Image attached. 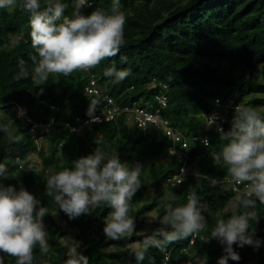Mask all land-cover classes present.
<instances>
[{"label":"trees","instance_id":"1","mask_svg":"<svg viewBox=\"0 0 264 264\" xmlns=\"http://www.w3.org/2000/svg\"><path fill=\"white\" fill-rule=\"evenodd\" d=\"M91 8L81 9L84 15L94 10L111 11L113 0H90ZM41 10L47 0H39ZM67 4L64 15L72 17L75 0H60ZM120 10L125 13L124 44L119 54L105 58L90 72L75 70L65 76L50 74L47 81L36 84L32 80L35 64L31 56L30 14L23 8V0H16L11 8H0V126H7L13 136H23L17 143L0 131V164L6 173L0 184L22 185L41 201L48 211L44 224L47 241L63 249L64 257L42 254L39 246L33 249V259L46 264H66L70 258L60 239L65 235L54 213H59L78 231L81 247L78 253L88 258V264H217L224 254L218 240L211 234L219 219L227 220L237 214L254 213L249 219V233L262 243L258 249L233 245L241 257L238 264H264V204L256 201L254 207H237L234 193L225 184L227 168L222 160H214L227 143L222 133L209 126L205 120L214 112L227 119L230 128L234 108L238 104L252 107L264 117V0H120ZM15 40V43H13ZM24 61L28 78L18 79V61ZM259 72L258 75L255 72ZM127 75L118 79L116 73ZM92 76L102 93H108L119 104L127 105L144 101L157 106V97L168 98L164 115L174 131L185 137H198L184 149L186 157L178 158L170 148L172 140L162 132L150 131L148 136L126 124L120 117L112 123H95L75 133L66 123L77 126L95 114V105L85 88ZM166 84L150 90L152 84ZM133 88V90H131ZM220 106H216V102ZM233 103V104H231ZM60 107V111L51 107ZM25 118L36 124H48L51 118L62 124H52L45 145L38 149L35 140L40 133H32ZM208 125V126H207ZM207 138L209 145L201 142ZM99 148L106 156L118 155L130 168L140 165V187L129 201V215L135 216V230L117 240L108 239L103 233L104 219L112 209L101 204L91 217L85 214L69 219L53 199L46 195V181L53 173L71 169L72 162ZM40 159V167L31 165V156ZM19 159L22 163L17 164ZM189 168L182 185H172L170 180L184 166ZM148 175L151 186H148ZM216 181L217 183H214ZM169 183L167 187L164 185ZM195 194L202 214L207 215L204 239L197 238L190 246L192 234L174 242H165L163 248L149 247L143 261L136 253L143 248L129 251L108 252L109 247H126L142 243L145 235L159 228L166 215V206L173 208L187 203ZM150 197V198H149ZM149 199L148 202H144ZM155 211V224L148 233H140L145 226L143 218ZM189 249V253L184 252ZM2 264H16V257L0 252ZM228 264L237 262L228 261Z\"/></svg>","mask_w":264,"mask_h":264},{"label":"clouds","instance_id":"2","mask_svg":"<svg viewBox=\"0 0 264 264\" xmlns=\"http://www.w3.org/2000/svg\"><path fill=\"white\" fill-rule=\"evenodd\" d=\"M15 5L16 0H0V8H11ZM67 7L68 5L61 3L60 0H47L46 7L41 10L39 0H23V8L30 14L31 47L36 53L31 56V60L36 65L31 78L36 84L47 81L50 74L61 73L67 76L75 70L90 72L91 67L98 65L105 58L118 55L125 42L126 16L120 10V0H113L110 13L94 10L84 15L81 9L91 8L92 2L75 0L74 11L70 18L64 15ZM18 65L20 71L17 78H28V70L24 67L22 59L18 61ZM116 75L118 79H122L127 73L118 72ZM92 80L96 82L95 89L99 90L94 76ZM157 86L168 90V85L163 83H154L148 88L152 90ZM103 95L109 94L103 93ZM160 97L167 99L168 104L162 109L161 115L170 122L164 115L169 101L165 95H161L157 97V106L152 107L142 100L127 105L119 104L117 99L111 97L122 112L108 122L91 124L112 123L115 119L123 117L128 126L139 129L145 137L150 131L162 132L166 135L164 130L154 125L139 126L135 120L137 108L152 115L155 114L159 108ZM216 106H220L218 101ZM53 107L51 109L55 110ZM58 108L60 111L61 108ZM95 114L83 120L78 119V124H80L79 121L89 120ZM214 116H218L220 120L224 119L220 122L227 132L217 129L216 123L212 120ZM205 122L222 133L221 140L227 141L220 153L213 157L214 160H222L231 182L244 185L243 190L234 197L233 203L237 207H254L256 201L264 204V117L252 107H246L241 103L234 108L229 129L224 126L227 119L219 112L207 116ZM0 131L7 133L8 139L13 142L18 143L23 138L22 135L13 136L7 126H0ZM182 137L189 144L194 142L193 137L183 135ZM204 143L207 145V141ZM188 148L189 146L181 150L186 161L188 159L184 149ZM16 163L22 162L17 159ZM72 164L71 169L64 168L53 172L47 178L46 195L53 197L59 209L70 220L82 214L90 215L97 206L106 204L112 211L104 219V235L111 240L130 235L135 230V219L129 215V201L140 187V165L130 168L128 163L121 162L118 155L106 156L99 148L87 156L76 159ZM184 167L187 168V176H189L190 167L188 168L187 164ZM5 173L6 166L0 164V176ZM168 184L164 186L167 187ZM252 197H255V200ZM203 207L195 194H190L187 203L182 206L173 208L171 204H168L166 215L160 221L161 226L153 230L151 235H145L142 242L143 251L136 253L137 261H143L144 252L149 247L162 249L165 242L170 243L186 238L203 229L205 226ZM47 211L45 206H41V201L22 185L17 190L13 186L5 187L0 184V252L16 257V264H32L33 249L37 245L41 253L46 254L49 251L46 239L48 232L43 221ZM253 216L254 213L237 214L234 211L227 220L217 221L211 238L218 240L224 253L217 264H228L229 260L238 264L241 257L234 250L233 245L239 248L252 246L253 249L261 246L262 241L254 238L255 232L248 231L249 219ZM77 247L79 244L75 243L70 247V258L66 264H88V258L79 254ZM167 255L170 256V253L167 252L165 255V263Z\"/></svg>","mask_w":264,"mask_h":264},{"label":"built area","instance_id":"3","mask_svg":"<svg viewBox=\"0 0 264 264\" xmlns=\"http://www.w3.org/2000/svg\"><path fill=\"white\" fill-rule=\"evenodd\" d=\"M95 85H96V82L92 80L90 83V86L86 88V91H87V94H89L91 98V103L95 105L96 114L89 120L79 121L80 124L77 126H72L71 124L66 123V126L70 127V130L72 132L79 133L81 132V130H83L85 126L91 123H94V122H103V121L108 122L114 119L116 115L122 112V110L115 104L114 99L111 98L109 95H103V93L100 92V90L95 89ZM167 104H168L167 99L165 97H160L159 98V108L156 110V113L153 115L146 112L143 109L137 108L136 113H135V120L136 122H138L139 126L145 127L147 124H151V125H154L158 129L164 130L166 132V135L172 140V147L170 148V151H172L174 155L178 156V158H183L184 154L182 153L181 150L183 148H187L189 146V143L187 142L185 138L182 137V135H180L179 132L174 131L170 125V122L166 120L165 118H163V116L161 115L162 109H164L167 106ZM53 108L55 109V111L59 110L58 107H53ZM212 120L216 123L217 129H223V131H225L222 122H220L224 119L220 120L218 116H214ZM27 121L29 123H32V127H31L32 133L34 134H36L37 132L40 133V136L35 140V143L38 149H40L42 145L45 142H47L48 137L45 132H48L49 127L52 124H57L59 126L62 124L61 121L59 120L57 121L55 118H51L50 122L46 125L33 123L29 119ZM192 140L197 141L198 137H193ZM205 141H207V145H209V141L207 138L201 139L202 143H204ZM187 175H188L187 168L182 167L180 170V173H178L171 179V183L173 185L175 184L181 185L183 184L184 179ZM214 183H217V182L214 181ZM225 184L230 186L234 193H238V194L244 188L243 184L236 185L233 182H231L230 177H227V179H225ZM252 199L255 200V197H252ZM202 215L205 217V220H206L207 215L205 214H202ZM203 231H204V228L192 234V237L189 241L190 246H192L195 243L197 238H200L201 240L204 239ZM184 252L189 253V249L188 248L185 249ZM168 259H169V256L167 255L165 264H167ZM32 264H45V263H41L33 259ZM187 264H192V263L189 261Z\"/></svg>","mask_w":264,"mask_h":264},{"label":"rangeland","instance_id":"4","mask_svg":"<svg viewBox=\"0 0 264 264\" xmlns=\"http://www.w3.org/2000/svg\"><path fill=\"white\" fill-rule=\"evenodd\" d=\"M256 75L259 74V72H255ZM264 97V95H263ZM45 150L47 151L48 150V146H47V143H45ZM30 164L31 165H38L40 167V159L38 158V156L36 155H33L31 156L30 158ZM194 169H196V166H191L190 170H192V172L194 171ZM151 178L150 176L148 175V186H151ZM150 198V197H149ZM149 199H145L144 202H148ZM96 209V208H95ZM95 209L91 212L90 215L88 214H85L86 217H91L95 211ZM54 216L55 218L57 219L59 225L61 226L62 230L65 231V235L61 237L60 239V242L62 243V246L65 248L66 247V251L67 253H69L70 251V247L73 245V243L75 244H79V247H77V252L79 251V248L81 247V240L80 238L78 237V231L73 227V226H70V222L67 221V220H64L63 217H61L59 215V213H54ZM132 217H134L135 219V216L134 215H130ZM156 216H157V213L155 211L147 214L146 216H144L143 218H139V219H144V222H145V226L140 230V233H148L152 230L154 224H155V221H156ZM136 221V220H135ZM49 245V251L46 253V255H53L54 257H64L63 255L65 254V252H63V249L59 248V247H56V246H52L50 244ZM142 248V243H136V244H132V245H129V246H126V247H109L107 249L108 252H119V251H129V252H132L134 250H137V249H140ZM257 259L255 260H252L250 262V264H257Z\"/></svg>","mask_w":264,"mask_h":264}]
</instances>
